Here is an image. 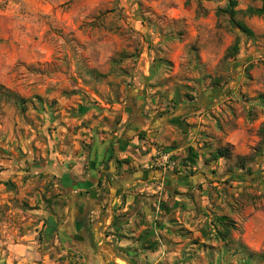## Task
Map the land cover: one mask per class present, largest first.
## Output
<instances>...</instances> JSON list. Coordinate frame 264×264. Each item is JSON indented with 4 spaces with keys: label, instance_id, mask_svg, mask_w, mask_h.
Instances as JSON below:
<instances>
[{
    "label": "rangeland",
    "instance_id": "rangeland-1",
    "mask_svg": "<svg viewBox=\"0 0 264 264\" xmlns=\"http://www.w3.org/2000/svg\"><path fill=\"white\" fill-rule=\"evenodd\" d=\"M231 1L237 3L233 18L221 11ZM4 4L0 2V9ZM261 4L262 0L64 4L73 11V26L58 28L49 20L43 35V42L54 49L53 59L17 61L0 82L24 99L0 95V264H27L18 252L9 258V247L27 230L24 216L39 224L66 201L62 180L40 170L45 160L40 156L50 150L43 145L53 139L57 120L76 118V125L67 120L63 125L77 134L90 128L91 118L81 116L92 107V118L101 120L97 134L109 132L103 129L107 125L115 129L129 89L143 80L134 76L141 56L147 62L154 59L159 68L149 84L147 114L162 116L207 94L213 100L189 116L191 137L182 133L184 140L168 147L151 142L155 152L173 153L184 145L172 154L176 168L167 172L192 174L201 167L207 176L194 189L170 193L152 155L147 166L152 178L141 183L143 194L136 192L153 199L149 216L140 210L133 217V227H142L136 250L156 252L150 260L156 264H264L259 259L249 263L237 244L245 243L248 215L264 216V17L244 14L249 6ZM233 20L244 23L254 36L242 32ZM31 32L36 38L35 28L28 35ZM88 134L80 132V141L89 149ZM218 149L228 150V157L217 158ZM190 155H196V164ZM33 210L40 211L38 218ZM134 214L129 207L126 215ZM221 216L238 224L226 240L219 234L224 231L218 222ZM34 230L29 234L42 254L48 237ZM56 256V264H79Z\"/></svg>",
    "mask_w": 264,
    "mask_h": 264
},
{
    "label": "crops",
    "instance_id": "crops-1",
    "mask_svg": "<svg viewBox=\"0 0 264 264\" xmlns=\"http://www.w3.org/2000/svg\"><path fill=\"white\" fill-rule=\"evenodd\" d=\"M70 1L0 0L5 3L0 9V82L5 80L17 61L49 62L53 59L54 49L43 42L44 31L49 27V20L58 28L73 26V11L68 5L63 8ZM31 28H35L36 38L32 32L28 35ZM154 62V59L147 62L140 57V66L134 76L135 80H143L129 89L126 101L122 107L119 105L122 108L121 119L115 129L107 125L103 129L109 132L97 134L95 129L101 120L92 118L95 111L92 107H87L81 116L91 118L90 128L77 134L73 128L63 125L66 120L76 125V118L73 121L69 117L57 120L58 128L53 139L49 140V145H43L50 146V150L48 148L40 156L45 160L47 157L51 159L48 162L44 160L40 170L62 180L66 201L39 224H33L32 218L24 216L23 224L27 230L21 233L18 242L9 247V258L18 252L23 255L21 261L27 264H40L37 260H42V264H56L57 254L74 258L79 264H156L150 262L156 252L136 250V238L142 227H133L136 213L140 210L148 216L151 213L153 199L137 196L145 191L141 183L152 178L153 171L147 169L155 153L151 142L168 147L184 140L182 133L191 137L194 130L189 116L207 107L208 99L213 100V97L207 94L205 98L181 104L162 116L147 114L145 108L152 89L149 84L159 72L158 64ZM61 111L65 113L67 110ZM83 131L89 133L85 136L91 144L89 149L81 145L80 132ZM183 147L173 150V153ZM161 175L166 190L175 193L194 189L207 176V171L200 167L192 174L164 172ZM129 207L135 212L134 216L126 215ZM33 212L38 218L40 211ZM37 218L34 219L36 222ZM50 220H54L55 229L46 238L47 250L41 254L34 236L29 233L34 227L35 234L42 232L45 235ZM245 227V244L253 251H264V216L261 213L248 215ZM49 253H55V256L51 257Z\"/></svg>",
    "mask_w": 264,
    "mask_h": 264
},
{
    "label": "trees",
    "instance_id": "trees-1",
    "mask_svg": "<svg viewBox=\"0 0 264 264\" xmlns=\"http://www.w3.org/2000/svg\"><path fill=\"white\" fill-rule=\"evenodd\" d=\"M236 1H231L229 3V5L225 8L222 9V12H225L227 14H229L231 16V18H233L234 16V7L236 6ZM244 14L246 15H251V16H260V17H264V0H262V4L258 7H254V6H249L248 8H246L244 10ZM234 24L237 26V28H239L242 32H244L246 35H248L249 37H253L254 33L252 30H250L244 23L240 22V21H235L233 20ZM235 48L238 51V42L235 43ZM0 95H4L6 97L9 96H14L16 97L19 101L23 102V98L19 97L16 93L12 92L9 88H7L6 86L0 84ZM228 150L226 149H218L215 153V156L217 158L220 157H228ZM196 155H190L189 159L191 160V162H193L192 164H196ZM249 175L253 174V170H249L248 171ZM230 178L236 179L235 175H232ZM218 222L222 225L224 231H220L219 234L221 235V238L226 240L229 238V233L232 230H237L238 228V224L237 221L227 217V216H221L218 219ZM55 229V222L54 220H50L48 222V227L47 229L44 231L45 236H49V234L51 232H53ZM226 233V234H224ZM237 244L239 247H242L244 253L247 255V261L253 262L255 259H259L261 260L262 263H264V251H253L251 250L245 243H243V241H237Z\"/></svg>",
    "mask_w": 264,
    "mask_h": 264
},
{
    "label": "built area",
    "instance_id": "built-area-1",
    "mask_svg": "<svg viewBox=\"0 0 264 264\" xmlns=\"http://www.w3.org/2000/svg\"><path fill=\"white\" fill-rule=\"evenodd\" d=\"M153 166L160 168L163 172L172 171L176 168L177 163L172 159L173 156L168 152L156 151L153 154ZM194 169V168H193Z\"/></svg>",
    "mask_w": 264,
    "mask_h": 264
}]
</instances>
